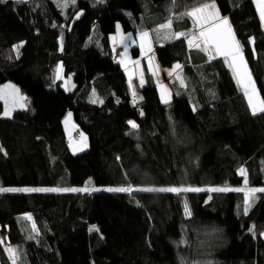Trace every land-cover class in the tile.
<instances>
[{"label": "trees", "instance_id": "1", "mask_svg": "<svg viewBox=\"0 0 264 264\" xmlns=\"http://www.w3.org/2000/svg\"><path fill=\"white\" fill-rule=\"evenodd\" d=\"M211 1L264 100V30L252 0H79L65 13L52 0L0 3V85L15 84L27 102L10 119L0 103V189L62 190L0 191L1 264H12L5 245L15 264H264V192L244 212L245 188L264 187V113L252 114L222 61L207 63L183 37L167 43L156 28ZM117 23L146 31L158 63L185 68L188 85L171 84L169 103L147 71L145 87L133 90L113 62ZM59 62L70 92L54 81ZM181 92L193 115L178 107ZM68 111L88 136L79 156L65 143ZM73 187L91 191H65ZM125 187L205 191H135L124 200L103 192ZM223 187L243 192L207 191ZM125 205L141 215L136 238Z\"/></svg>", "mask_w": 264, "mask_h": 264}, {"label": "rangeland", "instance_id": "2", "mask_svg": "<svg viewBox=\"0 0 264 264\" xmlns=\"http://www.w3.org/2000/svg\"><path fill=\"white\" fill-rule=\"evenodd\" d=\"M52 1L57 5V7H59L62 10H64V13H65L67 8H70V7L74 8L79 0H74V2H73V0H52ZM252 1H253V4H254L255 8H256V11H257L260 8V4L258 3V0H252ZM206 4H215V10H216V12L219 13L218 6H217L215 1H211V2H208ZM209 11H211V10H206L205 11V13H204L205 16H207L209 14ZM219 16H220V13H219ZM259 18H260V16H259ZM260 20H261V18H260ZM261 22H262V24L264 23V21H262V20H261ZM117 25H119V29L117 28ZM117 25H116L115 34H114L113 37L116 38V36H118L119 38H121V42L116 40L118 45H119V47H117L115 45L114 49H112L113 50V52H112L113 53V57H114L115 48H120L121 47L120 49L123 51V53H125V52L127 54L129 53V55H131L132 59L136 58L135 56H133V49L140 48V51L142 52V57L141 58H144V49H143V45H142V37L139 34L140 31L138 29H136V31H133V32H124L121 24L117 23ZM206 30H207V28H206ZM201 31L202 30L197 31V36H199ZM152 33L155 35V38H158V36H159V30L158 29L153 28L152 29ZM144 39L145 38H143V40ZM198 40H199V43H201V45L205 49V44L203 43V38H200V36H199ZM209 45H211V44H209ZM209 45L207 47V51L209 52V55H212V57H216L217 55L215 54L216 53L215 50H213L212 47H210ZM123 53H121V56L123 55ZM121 56L119 58H116L115 60L113 58V62L117 63V61L119 59H121L123 61L124 59ZM153 58H154V61L157 62L155 57H154V55H153ZM122 65L125 66L124 61H123ZM153 67H154V64H153ZM58 68H59V72L57 71ZM140 68L143 71V66L141 65V63H139V69ZM155 69H156V71L154 73L158 76L157 70L159 68L155 67ZM53 75H54V79H55L54 81L60 82V87L64 91L70 92L74 88V83H73L72 79L69 78V77L67 78V77L64 76L63 68H62L60 62L54 67ZM57 76H59V78H57ZM128 78H130V75H128ZM231 79H232L237 91L239 93H241L242 89L240 91L239 88H241V87L238 86V84L235 83L234 77H231ZM164 87L167 88L168 85L165 84V86H163V88ZM162 95H164V93H162ZM254 101L257 102L256 97L254 98ZM0 103H2V105H3V115H2V117L3 116L6 117V116H9V115H12L17 110H25V109H27V102H25L21 98V96L19 94L18 87L15 84H13V83H5L3 85H0ZM247 103H248V101H247ZM248 106H249V104H248ZM181 111L189 116L188 112L185 111V108L181 109ZM251 111H252V109H251ZM5 112H8L9 114L5 115ZM69 114H71V115L69 116ZM62 126H63L64 134H65V137H66V141L68 142V144H67L68 145V149H69L71 155L79 156V155H82V154H84V153L89 151L88 136H87V134L84 131H82L77 126V124H76V122L74 120L72 111H68L64 115V117L62 119ZM244 183H245V181H244ZM262 188H264V187H262ZM30 189H45V190H47V189H55V191H30V192H62V190L57 189V188H30ZM70 189H86L85 191H71V192H75V193H77V192H90L91 191V189H88V188H85V187H83V188L73 187V188H69L68 191H66V192H70ZM124 189H128V191L118 192V194L122 197L123 200L127 199L129 197V195L134 193L135 191H137V192H152V191H143V189H156V188L137 187V188L134 189L132 187H125ZM231 189H234V188H231ZM239 189H240V191L243 192V188H239ZM249 190H250V188H245V190H244L245 195L247 194L248 197H249L248 198V205H245V207L248 206V210L250 208L249 207L250 204L255 199V194H250ZM22 192H25V191H22ZM174 193H176V192H174ZM245 207H244V212H245ZM125 213L127 215L129 224L131 226L133 236L136 238L137 237V233H136L137 227L136 226L140 224L141 215H140L139 212L134 211L133 209L129 208L127 205H125ZM1 244L2 245L4 244V240H1ZM5 251L7 252L9 257L11 258L12 263H14L13 257H15V262H16V256H14V252L10 253L9 251H7V249H5ZM0 264H1V260H0Z\"/></svg>", "mask_w": 264, "mask_h": 264}, {"label": "crops", "instance_id": "3", "mask_svg": "<svg viewBox=\"0 0 264 264\" xmlns=\"http://www.w3.org/2000/svg\"><path fill=\"white\" fill-rule=\"evenodd\" d=\"M204 13H197V16H200V15L205 16ZM257 13H258V17H259L260 16V8L257 10ZM259 20H260V18H259ZM169 22H171V24H170V27L167 29H161L160 25H162V24H160L156 27V28H159L162 30L161 34H164V35H162V40L167 41V43H169V42H172L173 40H178L181 37H183L186 41L188 48L192 49L195 54L204 55L207 59V63L215 61V60L222 61L224 63V65L226 66V68L230 71L232 77H234L235 83L238 84L236 76H235V72L233 71L232 67L230 66L232 63L231 57L226 58L224 55L217 53L216 51H215L216 52L215 54L217 56L212 57V55H209L208 51L204 50L201 43H199V40H198L199 36H197V31L206 30V28H208L210 26L208 23H204L202 21L201 23L198 24L191 16H189L185 13L179 14L175 18H169L163 24H166ZM260 22H261V20H260ZM216 23H219V21H216ZM262 25L264 27V23ZM228 26H230L229 22H228ZM173 27H177L178 31H176L175 33H172ZM189 27L191 28V31L188 33L180 30L181 28H183V29L187 28L188 29ZM224 28H225V26L221 25V28L218 29L217 31H222V30H224ZM230 28H231V26H230ZM145 32L146 31L140 32L139 33L140 36L142 33H145ZM176 34H182V35H179V38H177ZM231 35H232V33H231ZM190 39L193 40L192 46L189 45ZM116 40L121 42V38H119L118 36H116ZM162 44H165V43H162ZM195 44H199L200 47L199 48L195 47ZM142 45H143V49H144V58H143V62H141V65H143L144 59H146L147 65H148V73L152 79V82L154 83V85L157 88L160 100L162 101L161 97H162V93H164L163 96L165 99H167V101H168L167 103H169L172 99V93H171V89H170L171 84H174L175 87L181 88L182 90L185 89L187 86L188 82L186 79V74L184 72L185 68L181 64L157 63V62H155L154 58H153V50H152L150 39L148 36L144 40L142 39ZM209 46L212 47V45H209ZM212 49L215 50L213 47H212ZM133 56H135L136 58L132 59L131 55H129V53L127 54L125 52L121 56L124 59L123 61L125 63V66H123L122 63H120L121 59H119L117 61V63L121 67L122 71H124V74L126 75L127 80L129 81L130 85L132 86V89L133 90H136V89L140 90V89L144 88L146 85V75H147V73L144 71V69H143V71L141 70V68L139 69V62L137 61V57H142V52L140 51V48H136V52L133 53ZM196 60L197 61H195V63L200 62V57H197ZM226 60H227V62H226ZM190 61L191 60H189V62ZM153 64H154V67H153ZM175 65H180V68L176 69L174 67ZM199 66L202 67V63L198 64L197 66H194V62H190L188 67L194 68V67H199ZM155 67L159 68L157 70L158 76L154 73L156 71ZM128 75H130V78H128ZM251 80H252V78H251ZM141 81H143V84H141ZM165 84L168 85L167 88H165V87L163 88V86H165ZM238 86H240V85L238 84ZM239 89H240V91L242 89L241 94H243L245 96L244 89L243 88H239ZM21 98L26 102V100L22 96H21ZM246 99L248 101L247 97H246ZM256 100H257V102H255V101H253V102L255 104H258L260 101L258 95L256 96ZM162 103L167 104L164 102H162ZM178 107L180 109L185 108V111L188 112L189 115H193V113H194V108L188 106L186 104L185 100L184 101L180 100L178 102ZM257 113H259V112H257ZM12 115H9L6 117L3 116V117L5 119H10L12 117Z\"/></svg>", "mask_w": 264, "mask_h": 264}, {"label": "snow or ice", "instance_id": "4", "mask_svg": "<svg viewBox=\"0 0 264 264\" xmlns=\"http://www.w3.org/2000/svg\"><path fill=\"white\" fill-rule=\"evenodd\" d=\"M6 0H0V3H4ZM17 2H21V0H17ZM74 2V0H73ZM258 3L260 4V18L262 21H264V0H258ZM206 10L209 11V14L207 16H197V13H204ZM187 15L191 16L198 24L202 21L204 23H208L210 26L207 28V30H202L199 34L200 38H203V43L205 44V51H207V47L209 44L212 45V47L215 49L217 53H220L224 55L226 58L231 57V67L233 71L235 72V76L237 79V83L240 85L241 88L244 89V94L248 98V104L249 107L252 109V114L256 115L257 112L264 113V100H260L258 104H255L254 98L258 95L255 91V84L251 80V75L247 70V65L243 60L242 55L240 54L239 49V43L235 41V37L231 35V28L228 26V20L226 17L221 18L219 16V13L215 10V4H205L202 7L196 8L192 10L191 12L187 13ZM216 21H219V23H216ZM171 22L160 25L161 29H167L170 27ZM221 25H224L225 28L222 31H217L221 28ZM117 28L119 29V25H117ZM177 38H179V35L182 34H176ZM142 39L146 38L148 36V33H142L141 34ZM189 45H193V40H189ZM195 47L199 48V44H195ZM19 46H16V49L18 50ZM227 62V60H226ZM120 63H123L121 60ZM176 69L180 68V65L174 66ZM59 72V68L57 70ZM59 78V76H57ZM141 84H143V81H141ZM135 95V93H133ZM162 102L167 103V99L164 98L162 95L161 97ZM8 112H5V115H8ZM71 114H69L70 116ZM131 127L135 128L137 125L133 121L128 122ZM240 174L245 175L244 169H240ZM245 183H247V180H245ZM86 189H70V191H85ZM95 190V189H94ZM106 191H115V192H121V191H128V189L124 188H116V189H105ZM0 191H55V189H0ZM65 191H68V189H65ZM143 191H159V192H200L205 191V189L201 188H159V189H143ZM207 191L212 192H226V191H240V189H231L228 187L223 188H211L207 189ZM257 192H264V188H254L250 189V194H255ZM248 195L245 196V204L248 205ZM248 206L245 207V214H247ZM185 213L187 215H191L189 212V209L187 205H185ZM27 219H31V217H27ZM35 230V226H34ZM90 230H96L93 226ZM264 235V233H262ZM8 251L12 253L14 250L9 248ZM13 261L15 264V257H13Z\"/></svg>", "mask_w": 264, "mask_h": 264}, {"label": "bare ground", "instance_id": "5", "mask_svg": "<svg viewBox=\"0 0 264 264\" xmlns=\"http://www.w3.org/2000/svg\"><path fill=\"white\" fill-rule=\"evenodd\" d=\"M203 6V5H202ZM201 7V6H200ZM199 8V7H198ZM219 10V9H218ZM220 13V12H219ZM221 16V15H220ZM114 35H112L111 37H110V43H112L113 45H116V46H118V43H117V41H116V38L115 37H113ZM137 61L139 62V63H141V62H143V58H141V57H137ZM143 69H144V71L146 72H148V65H147V61H146V59H144V63H143ZM146 72V73H147ZM187 85H188V83H187ZM189 86H190V84H189ZM187 87V86H186ZM181 95H182V97L181 98H179L180 100H185L186 101V104L188 105V106H190V107H193L194 108V106H193V104H190V100L188 101L187 99H186V96H185V94H184V92L182 93L181 92ZM61 125H62V121H61ZM62 128H63V126H62ZM64 131V130H63ZM65 143L66 144H68V142L66 141V137H65ZM105 189H108V188H103V192L104 193H108V192H110V191H106ZM5 249H7V251H8V249L9 248H11L10 246H8V245H5V246H3ZM5 254H6V256H7V258L9 259V261L12 263V261H11V258L9 257V255L7 254V252L5 251ZM14 256H15V254H14ZM16 263V262H15ZM12 264H14V263H12Z\"/></svg>", "mask_w": 264, "mask_h": 264}, {"label": "built area", "instance_id": "6", "mask_svg": "<svg viewBox=\"0 0 264 264\" xmlns=\"http://www.w3.org/2000/svg\"><path fill=\"white\" fill-rule=\"evenodd\" d=\"M121 53H122V50L120 48H115V50H114V57H113L114 60L116 58H119L121 56Z\"/></svg>", "mask_w": 264, "mask_h": 264}, {"label": "water", "instance_id": "7", "mask_svg": "<svg viewBox=\"0 0 264 264\" xmlns=\"http://www.w3.org/2000/svg\"><path fill=\"white\" fill-rule=\"evenodd\" d=\"M81 15H82V13L80 12V13H78V14H76L75 16H74V18H73V21H72V23L73 22H75V21H77L80 17H81ZM71 23V24H72Z\"/></svg>", "mask_w": 264, "mask_h": 264}]
</instances>
